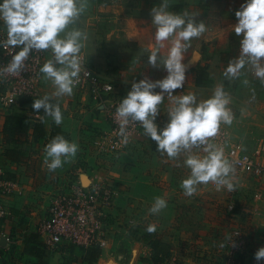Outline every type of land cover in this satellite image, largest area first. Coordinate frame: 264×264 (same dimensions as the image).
<instances>
[{"label":"crops","instance_id":"0c3cea01","mask_svg":"<svg viewBox=\"0 0 264 264\" xmlns=\"http://www.w3.org/2000/svg\"><path fill=\"white\" fill-rule=\"evenodd\" d=\"M162 2L139 1L135 10H130L127 0H107L101 4L87 0L85 11L69 26L87 33L80 52L87 58L89 67L103 82L110 83L118 95L126 96L133 80L145 76L156 80L166 75L162 67L147 63L156 44L150 11ZM242 3L243 0H168V10L179 14L188 12L206 25L203 34L191 38L184 59L188 66L186 80L183 88L175 90V95L194 92L198 100H203L213 94L217 85L223 84L233 113L232 123L227 124V128L243 141L247 151H253L257 140L264 135V82L248 66L235 78L224 76L230 60L239 55L240 37L236 36L232 25L237 22L235 11ZM164 43L161 54L166 55L170 43ZM50 54L45 62L51 58ZM55 90L56 86L43 73L38 98L49 95L53 102L59 103L63 115L59 125L43 108L33 109L31 100L22 99L11 110L0 108V164L5 177L23 187L21 195L3 200L9 215L0 223L3 235L0 264H106L109 261L117 264H215L207 242L194 241L188 220L178 218L177 210L181 207L172 208L189 205L193 199L192 195H185L181 187L186 177L175 168L178 157L169 158L156 149L154 140L151 144L155 145L151 147L143 138L137 139L128 152L118 158L96 155L90 142L109 129L102 107L94 104L87 90L73 88L71 95L53 97ZM180 90L184 92L179 93ZM164 102L171 104V99L165 96L161 104ZM11 115L29 124L25 136L5 137V119ZM36 125L41 131L37 135L33 130ZM53 127L63 132L65 139L76 142L78 150L61 167L50 171L45 162L50 159L46 157L45 146L51 141ZM7 150L20 152L19 160L7 159ZM82 175L88 179L85 184ZM234 176L241 177L237 173ZM105 178L113 183L118 195L105 222L106 244L98 248L99 257L90 262L86 250L92 248L79 247L63 239H56L52 246L46 245L37 234V227L47 216L56 195L65 191L70 183L88 185L89 181ZM156 197L164 198L167 206L153 214L149 209ZM149 224L156 226L150 234L168 245L167 255L153 258L150 244L143 240Z\"/></svg>","mask_w":264,"mask_h":264},{"label":"clouds","instance_id":"9594fccd","mask_svg":"<svg viewBox=\"0 0 264 264\" xmlns=\"http://www.w3.org/2000/svg\"><path fill=\"white\" fill-rule=\"evenodd\" d=\"M86 7L87 0H0V22L6 28V39L0 41V46L19 49L0 72H20L31 51L50 49L52 58L42 65L40 71L56 86L53 97L71 95L74 78L82 70L79 53L87 33L69 26ZM168 8V0H163L150 11L156 44L147 58L149 65L162 67L166 75L156 80L147 76L133 80L116 109L120 120L118 134L127 144L126 126L138 121L144 134L156 142L158 151L166 153L169 158L183 154V163L190 169V174L181 181L185 195H193L198 185L209 181L231 191L236 171L234 164L225 156L224 148L209 139L217 134L221 122L232 123L229 94L220 84L210 97L203 100H198L194 92L175 95V90L183 88L186 80L188 66L184 59L191 38L203 34L206 25L193 14H179ZM235 17L237 22L232 25V30L240 37L239 55L230 60L224 76L235 78L248 66L264 82V0H243ZM165 41L170 43L166 55L161 54ZM165 96L171 99V105L167 121L161 127L157 123L158 106ZM32 107L35 110L43 108L57 125L61 124V107L49 95L35 99ZM77 150L76 142L56 135L45 146L46 157L50 158L45 161L48 169L52 171L61 167L76 155ZM166 206L164 198L156 197L149 211L157 214ZM155 230L154 224L148 225V232ZM254 257L258 262L264 259V246L258 248Z\"/></svg>","mask_w":264,"mask_h":264},{"label":"built area","instance_id":"2783aa9c","mask_svg":"<svg viewBox=\"0 0 264 264\" xmlns=\"http://www.w3.org/2000/svg\"><path fill=\"white\" fill-rule=\"evenodd\" d=\"M5 39L6 28L3 22H0V41ZM18 50L12 46H0V70L7 67ZM48 53H51L50 49L33 50L26 59L22 71L0 72V108L11 110L22 99L32 102L39 97L43 76L40 68ZM79 55L82 58V70L74 78L73 88L78 91H88L94 104L102 107L104 119L109 126L108 130L99 133L91 141L90 146L94 153L99 156L118 158L126 154L139 138L151 143L153 140L144 134L138 121L126 126L129 142L127 144L122 142L118 134L120 120L116 114L121 98L117 96L110 83L103 82L100 76L87 65L85 56L82 53ZM50 56L52 58V53ZM178 92L183 93L184 90ZM170 105L164 102L161 108H158L157 123L161 127L167 121ZM209 139L224 148L225 156L234 164L235 173L240 176H251L264 185V135L257 140L253 151H247L243 141L235 138L226 124L221 122L217 134ZM107 184H111L109 180L108 182L107 180H92L88 185L76 182L70 183L65 191L59 192L50 204L47 216L40 221L37 227V234L43 238L44 243L52 246L56 239H63L83 248H103L106 244L105 222L113 209V200L118 195L113 186ZM210 184L216 188L224 187H217L212 181ZM260 188L264 187L260 186ZM22 193L23 187L18 182L6 178L4 167L0 164V223L9 215V210L3 200ZM252 201L251 207L238 209L234 200L231 199L226 205V210L235 219L240 218L243 213L248 215L254 226L253 230L256 231L258 226L255 224V219L264 213V194L256 193ZM1 236L3 235L0 230V239ZM6 241H9V238H6ZM247 243L243 229L240 225L232 223L229 242H226L227 250L218 264H264V259L258 262L254 256L247 255Z\"/></svg>","mask_w":264,"mask_h":264},{"label":"rangeland","instance_id":"374dc122","mask_svg":"<svg viewBox=\"0 0 264 264\" xmlns=\"http://www.w3.org/2000/svg\"><path fill=\"white\" fill-rule=\"evenodd\" d=\"M139 1L144 3L149 0H127L126 4L128 9L135 10V8L139 5ZM87 61L88 60L86 58V63L89 65ZM123 95L124 94L122 93H119V95L117 94L120 98H122ZM161 105L162 104L159 106ZM226 127H228L227 124ZM97 136L98 134L95 137ZM155 143H150L151 147L155 145ZM194 151L196 150L194 149ZM183 160L184 155L181 154L176 161L175 168L177 169V172L184 173L185 177H187L190 174V169L184 165ZM103 180H107L108 182V179L106 178ZM210 183L211 181L207 184L198 185L197 191L192 195L193 199H191L190 204H180L178 207H172L173 210L181 207V209L177 210L178 218H186L188 220L189 226L192 228L191 235L193 236L194 241L197 239L201 242H207V244L211 247V255L213 253L212 258L216 259L215 264L222 261L223 255L227 250L226 242H229V234L232 223L238 224V226L240 225V228L243 229L246 241L248 240L246 251L247 255L254 256L258 248L264 246V213H261L256 217L255 224H257L258 227L255 231L253 230L254 226H252L248 215L243 213L240 218L235 219L228 214L226 205L232 199L238 209H244L248 206L251 207L255 194L258 192L264 194V188H260V186L264 187V185L251 176H234V188L231 191H229L225 186L222 188H216L211 186ZM107 185L113 186V188L117 190L113 183ZM182 223L183 222L180 224Z\"/></svg>","mask_w":264,"mask_h":264},{"label":"trees","instance_id":"16d2710c","mask_svg":"<svg viewBox=\"0 0 264 264\" xmlns=\"http://www.w3.org/2000/svg\"><path fill=\"white\" fill-rule=\"evenodd\" d=\"M96 1L98 4H101V3H106L107 0H96ZM28 129H29V124L23 121L18 116L11 115V116H7L5 119L4 134L6 138L15 137V136L19 138V137L25 136ZM33 130H34L35 135L41 132L40 127L37 125L34 127ZM56 135H62L65 138L63 132H61L57 127H53L50 133V137H49L50 140ZM6 156H7V159H9L10 161H18L20 152L15 151V150H7ZM143 240L144 242H148L150 244L154 259H156L157 255H160V256L167 255L168 245L162 242L161 240L153 237V235H151L150 232H147L144 235ZM88 252L90 255L89 257H87V259L90 262L95 261L100 255V250L98 248H92V249L86 250V253ZM38 256H40V254H38Z\"/></svg>","mask_w":264,"mask_h":264},{"label":"water","instance_id":"95a60500","mask_svg":"<svg viewBox=\"0 0 264 264\" xmlns=\"http://www.w3.org/2000/svg\"><path fill=\"white\" fill-rule=\"evenodd\" d=\"M87 177L85 176V175H82V182L85 184L86 182H87ZM106 264H117V263H115V262H113V261H109L108 263H106Z\"/></svg>","mask_w":264,"mask_h":264}]
</instances>
